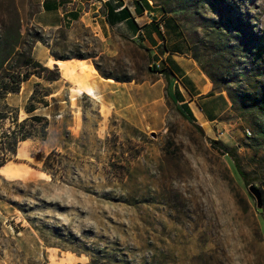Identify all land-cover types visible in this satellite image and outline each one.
<instances>
[{"label": "rangeland", "instance_id": "obj_1", "mask_svg": "<svg viewBox=\"0 0 264 264\" xmlns=\"http://www.w3.org/2000/svg\"><path fill=\"white\" fill-rule=\"evenodd\" d=\"M154 1L240 97L213 124L190 120L169 92L168 71L139 42L84 24L48 29L55 50L131 79L95 97L34 74L42 92L60 90L37 103L48 138L28 137L26 153L20 141L0 168V264H264V0ZM228 19L233 33L220 36ZM37 30L22 19L24 34ZM33 85L0 97V125L29 116ZM227 146L246 180L234 177ZM51 151L63 164L56 177L42 168Z\"/></svg>", "mask_w": 264, "mask_h": 264}, {"label": "crops", "instance_id": "obj_2", "mask_svg": "<svg viewBox=\"0 0 264 264\" xmlns=\"http://www.w3.org/2000/svg\"><path fill=\"white\" fill-rule=\"evenodd\" d=\"M17 3L24 21L30 20L47 30L84 24L100 37L118 34L139 42L160 69L169 71L167 80L172 98L188 106L196 121L213 124L231 106L227 90L210 93L214 83L193 56L178 21L154 0H17ZM33 54L47 65L58 63L62 77L47 84L60 88L64 83L70 95H93L89 93L91 90L96 94L93 96L100 97L108 89L128 85L104 77L90 58L54 59L50 47L40 40L34 43ZM30 81L34 84L39 80L33 74L24 83Z\"/></svg>", "mask_w": 264, "mask_h": 264}, {"label": "trees", "instance_id": "obj_3", "mask_svg": "<svg viewBox=\"0 0 264 264\" xmlns=\"http://www.w3.org/2000/svg\"><path fill=\"white\" fill-rule=\"evenodd\" d=\"M161 7L165 12H168L166 5L163 6L161 4ZM176 20L178 21L183 34L191 44L193 56L198 60L201 67L210 76L214 83V88L210 93L227 90L231 100L236 102L240 96L233 88L231 79L228 78V76L227 78L219 76L217 72L207 66L204 57L200 52L199 46L197 45V39L195 40L193 37L189 36L178 18H176ZM233 27L234 24L232 23V20L228 19L227 23L218 24L216 30L219 32L220 36L223 35V33L227 35L233 33ZM38 28L39 30L35 31V33L27 31V33L24 34L22 32V16L17 1L7 0L6 2L3 0L0 3V97H6L10 92H19L23 83L33 74L41 76L49 81L57 80L62 77V71L58 63H54L53 66H50L34 56L33 46L36 41L40 40L48 45L52 55L55 57L54 59L58 61H64L63 59L71 57H90L81 52L69 55L55 50L45 36L47 29L40 25H38ZM58 29L65 32V26H61ZM227 42L231 48L235 45L232 44L233 42L230 37H227ZM95 65L103 76L109 77L110 79L113 77L116 80L122 81L131 79L130 76L115 75L113 72L101 68L96 62ZM162 71L167 73L168 70L162 69ZM35 84L36 85L29 97V101L26 104V110L29 113V116L19 120L17 115L14 117L13 126L4 127L3 125H0V168L3 167L17 152L20 141H24L22 151L26 153V150H28V144L25 140L28 137L38 136L44 139L48 138L50 125L49 116L48 114L37 113L36 110L38 108V102H42L44 105H49L51 103L46 99V95L51 94L53 91L46 90L42 92L39 89L41 81H37ZM261 105L264 107V102ZM178 108L187 118L196 121L188 106L185 104H178ZM0 114L2 115L1 118L7 116L6 112L1 111ZM196 126L204 130L201 124L198 123ZM259 133L264 135V125L259 127ZM212 141L215 144L220 143V140L217 139H213ZM227 148L229 149L228 154L231 157L230 168L234 177L239 182L246 180L247 174L238 162L236 148L230 146H227ZM62 166L63 164L61 160L54 155L53 151H51L47 154L42 168L56 177Z\"/></svg>", "mask_w": 264, "mask_h": 264}, {"label": "water", "instance_id": "obj_4", "mask_svg": "<svg viewBox=\"0 0 264 264\" xmlns=\"http://www.w3.org/2000/svg\"><path fill=\"white\" fill-rule=\"evenodd\" d=\"M153 134L156 135V132L154 131ZM250 190L256 195L257 200H258V206L262 207L263 198H262V191L260 190V188L256 186L255 184H250Z\"/></svg>", "mask_w": 264, "mask_h": 264}, {"label": "built area", "instance_id": "obj_5", "mask_svg": "<svg viewBox=\"0 0 264 264\" xmlns=\"http://www.w3.org/2000/svg\"><path fill=\"white\" fill-rule=\"evenodd\" d=\"M101 1H107V0H101Z\"/></svg>", "mask_w": 264, "mask_h": 264}]
</instances>
